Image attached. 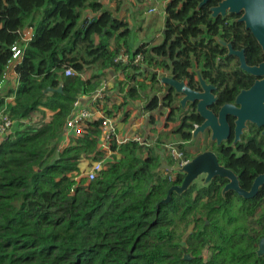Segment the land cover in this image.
I'll return each instance as SVG.
<instances>
[{"label": "trees", "instance_id": "1", "mask_svg": "<svg viewBox=\"0 0 264 264\" xmlns=\"http://www.w3.org/2000/svg\"><path fill=\"white\" fill-rule=\"evenodd\" d=\"M144 1L134 0L140 7ZM113 2L114 10L103 0H0V83L10 63L17 74L15 88L0 90V112L4 109L13 121L0 140V264H264V255H257L264 236V184L252 198L233 192L222 197L211 184L191 185L162 202L183 177L158 170L159 148L171 130H158L154 121L157 93L165 91L162 107H171L177 96L161 84L160 73L188 79L190 87L198 84L195 69L216 81L215 62L225 51L218 39L244 47L248 64L263 58L259 44L238 15L212 16L218 0L203 5L201 0H165L162 41L133 47L128 10L120 16L122 1ZM28 31L30 38L24 40ZM14 45L21 48L15 60ZM121 52L126 61L116 60ZM137 55L142 59L134 62ZM223 60L230 59H222L227 68ZM66 68L75 73L65 75ZM112 72L118 75L113 89L120 100L113 99L111 109L106 102L97 108L114 115L113 109L146 101L142 110L151 112L157 138L148 147L133 140L111 142L113 160L88 180L80 164L105 154L99 147L101 119L86 121L78 135L67 136L64 124L74 101L95 93ZM225 75L221 101L232 100L252 83L238 68ZM59 86L61 92L46 90ZM8 96L12 99L6 101ZM171 110L166 126L179 108ZM193 120L199 118L193 115ZM186 121L184 141L193 127ZM248 129L256 132L252 124ZM188 145L177 144L186 159ZM250 159H240L244 188L264 172V162ZM185 254L191 258L184 259Z\"/></svg>", "mask_w": 264, "mask_h": 264}, {"label": "flooded vegetation", "instance_id": "2", "mask_svg": "<svg viewBox=\"0 0 264 264\" xmlns=\"http://www.w3.org/2000/svg\"><path fill=\"white\" fill-rule=\"evenodd\" d=\"M227 14H234V13H230V12L227 11L225 13V15H227ZM225 15L219 14L218 16H225ZM235 15H238L237 19L240 17V14H235ZM214 17H216V16H214ZM244 28H245V25H244ZM246 30H248V29H246ZM218 41H219L220 45H222V47L225 48V51H224V53L222 55L218 54L217 61L215 62V66L217 67L216 70H218V71L213 73L212 78H217V80L215 81V80L212 79V80H208L207 81L201 76L200 69H195L194 70V81L198 82V84L195 85V86H191L190 87L188 85V79L186 81H184V82L191 89H193V90H195V91H197L199 93L203 91L202 87H201V84H200L201 78L207 84L212 86L211 93L214 96V100L210 104L206 105L205 108H206V110H208L210 112L211 117L214 118L216 123L219 125L220 113L223 110V106L225 104H231L234 107L239 108L240 104H238L237 101H236V98H237L238 94L242 90L249 89L252 86V84L255 82V80H257L258 78H261V77H256L255 75H253V74L245 71L243 68H241V66H240V58L238 57V55L230 53V49L228 47V44H230L232 46L231 43L223 42L220 39H218ZM232 48L234 50H243L244 59L246 61V49L244 47L243 48H234L232 46ZM260 48H261V46H260ZM261 52H262V48H261ZM262 55H263V58L259 62H257L256 64H248L247 61H246L247 65H249V66L258 65L260 62H262L264 60L263 52H262ZM222 59H226V60L230 59V61L223 60L226 65H229L227 68L224 67ZM237 68L243 72V75H244V73H247L250 76V78H252V83L249 84V86H247V87L241 88L237 92V94L234 96V98L232 100H230V101H221V93L228 85V81L225 79V76H226L225 74H227V72H229V71L233 72ZM163 76H170V75L164 74V73H160V77H159L160 82H161V78ZM170 77H172V76H170ZM181 81H183V80H181ZM161 84L163 86H166V84H163L162 82H161ZM174 92H175V90H174ZM175 94H177V96H176V99L174 100V102H172V104H171L172 106L171 107L179 108V110H177V112L175 114L174 121L173 120H168V122L169 123L170 122H175V125H176L175 129L177 130L175 132V135L178 136V140H174V142L171 143V145L168 146L169 149H170V153H168L167 155L169 157H171L175 162H177V164H179V168H181V166L184 163L192 160L198 154L210 151V152H212L215 155L217 163L219 164V166H222L225 169H229V170H231L234 173V175L237 177L239 186L242 187L241 184H240V175H239V173H241V171H243L245 168L241 167L240 159H242L244 156L247 155L248 157L252 158V159H250L248 161H253L255 164H261L262 162H264V125L257 126L256 124L246 120L245 121V125L242 128V132L239 134V138L236 139L235 126H236V120H237L238 116L235 115V114H232V113H229V112L225 111L224 112V119H225V121H226V123H227V125L229 127V132H228L227 136L223 137L218 142L217 141V137L214 138L212 136L213 132L211 131L212 129L210 128V125L205 127L203 130H199V131L195 130L198 126H200L207 119L206 117H203L201 115V113L198 111V107H197L198 106V100H195V101L187 100L185 102V104H182L181 103V98L184 95H182L180 93H177V92H175ZM157 95L160 97V100L158 102V105H159L158 113H161V109L162 110L163 109L167 110V112H166V114L164 116V124H165V121L169 118V113L172 110H171V107H162L163 101H161V98L165 97V95H166L165 91L163 92V94H162V92L161 93L158 92ZM193 115H195V117H198L199 120L198 121H194L193 120V122H192L191 121V117ZM148 116H149V114H148ZM188 116H191L189 118L190 121L189 120L186 121V119H185ZM146 119H147V122H148L149 118H146ZM185 121L187 123H190V124L193 125L191 130H189L190 131V138L188 139V141H184V139L182 137L183 132L187 131V129H184V127H183ZM164 124H162V126H164ZM249 124H252V125H254L256 127V132H253V133L248 132ZM146 140H147V143H145L144 145L147 146V147L151 146L153 143H155V141H156V132L149 133L146 136ZM255 140H258L259 144H256V142H255V148H252L251 145L253 144V142ZM183 143H188L189 144L188 146H189V152H190L191 156L188 159L185 158L184 152L182 151L181 148H179L180 145H182ZM177 144L179 145V147H177ZM159 154H160V152H159ZM233 161H236L239 166H237V167L233 166L232 165ZM160 163L161 164H160L158 170H162L161 169V165L162 164L163 165L168 164L170 166V168H167V165L165 166V169L167 171H170V169H172L173 165L169 164L165 159L163 160L162 157H161V162ZM182 173H183L182 171H177L175 176H178V174H181L182 177H184V173L183 174ZM260 173H263V172H260ZM255 177L253 178V180L255 179ZM182 180H183V178H182ZM182 180H181V182H182ZM253 180H252V183H253ZM181 182L177 183V184L180 185ZM229 182H230V178L222 177V176H219V175L212 176L209 180H206V173L205 172H201L196 178H194V180L191 182V184L188 186V188L186 190H188L191 185H194L195 188L199 189L202 186L213 184V185H215L216 189L219 190V192H220L222 197H226L225 196L226 193H230V192L238 194L233 189L224 190L225 186ZM252 183L250 184L249 188L251 187ZM242 188H244V187H242ZM249 188H244V189L248 190ZM258 191H259V189H258ZM258 191H257V193H258ZM194 193H195V191H193V194ZM213 193L215 194V191ZM239 196H241V195H239ZM241 197H243V196H241ZM206 200H207V196H204V197L201 198V201H206Z\"/></svg>", "mask_w": 264, "mask_h": 264}, {"label": "water", "instance_id": "3", "mask_svg": "<svg viewBox=\"0 0 264 264\" xmlns=\"http://www.w3.org/2000/svg\"><path fill=\"white\" fill-rule=\"evenodd\" d=\"M208 0H201L200 5H203ZM212 16H218L219 14L225 15L228 11L234 14H240L238 18L239 21L243 22L245 28L248 29L258 44L262 48L264 54V0H219L217 5L211 7ZM133 33L131 35L130 44L133 47H137V44L132 43ZM230 53L238 55L240 58V66L245 71L255 75L256 77H261L255 80L252 86L247 90H242L236 101L240 104L239 108L234 107L231 104H225L223 110L220 113L219 125L216 123L214 118L211 117L210 112L206 110V105L210 104L214 100V96L211 93L212 86L207 84L202 78L200 84L202 87V92H197L191 89L184 81L177 80L170 76H163L161 82L172 87L175 92L184 95L181 98V103L185 104L187 100L195 101L198 100V111L203 117H206V121L198 126L195 130H203L205 127L210 125L212 136L217 137L219 142L223 137L228 135L229 127L224 119V112L235 114L238 116L235 126L236 139L239 138V134L242 132V128L245 125V121L248 120L257 126L264 125V60L258 65H247L243 50H234L230 44H228ZM47 91H58L61 92V86L57 88L47 87ZM58 157V153H57ZM167 168H170L168 164ZM163 167V164L161 165ZM181 170L184 173L183 180L180 185H171L168 189L167 195L162 202L169 201L172 192L182 193L184 192L191 182L196 178L201 172L206 173V180H209L212 176L219 175L222 177L230 178V182L227 183L224 190L233 189L239 195L244 198L253 197L259 187L264 183V172L260 173L255 177L251 187L246 190L239 186L237 177L234 173L219 166L216 157L212 152H203L198 154L192 160L184 163L181 166ZM257 255H264V236L260 238L258 242ZM184 259H190V254H185Z\"/></svg>", "mask_w": 264, "mask_h": 264}, {"label": "built area", "instance_id": "4", "mask_svg": "<svg viewBox=\"0 0 264 264\" xmlns=\"http://www.w3.org/2000/svg\"><path fill=\"white\" fill-rule=\"evenodd\" d=\"M165 1V0H164ZM157 9L156 6H153L149 9L150 12L155 11ZM30 32L28 31L26 34L22 36L24 40L30 38ZM13 60L17 59L21 55V48L17 45L12 46ZM127 54L121 52L119 57L116 60H127ZM141 56L137 55L134 59V62L140 61ZM65 75L74 74V70L72 68H66L64 71ZM3 81H1L2 83ZM0 83V84H1ZM108 90V81L105 80L102 84L97 88L95 93L91 95V100L97 105L100 103L102 99L106 97V92ZM81 96H79L73 103V109L71 114L66 118L64 128L66 135H78L83 132L85 127V123L88 120H96L101 119V140L99 147L104 151V156L97 160H90L89 163L83 168L82 174L88 178V180H92L97 177L101 171L106 167L107 162L113 160L112 154L116 152L110 150L111 142H116L117 144H121L127 142L129 140H133L138 142L139 144L147 143L146 136L148 133L144 135L138 134L137 132H125L120 133L118 130V126L108 113H106L103 109H98L97 106H85L81 104ZM13 121L9 118V115L5 112L4 109L0 112V139H2L11 129ZM118 156V154H117Z\"/></svg>", "mask_w": 264, "mask_h": 264}, {"label": "rangeland", "instance_id": "5", "mask_svg": "<svg viewBox=\"0 0 264 264\" xmlns=\"http://www.w3.org/2000/svg\"><path fill=\"white\" fill-rule=\"evenodd\" d=\"M113 1L109 2L108 0H103V2H104L103 4H105V6H107V5L113 6V5H115V2H113ZM133 2H134V0H133ZM122 4H123V8H128L130 6V4L133 5L131 0H122ZM164 4H165L164 0H155V1L154 0H147L142 5V7H140L141 5H139L134 10V14L127 12L128 20L130 22L133 20L136 22L135 25L132 26L134 36L138 38V41L136 43L146 40V42H148L150 45H156L162 41V29H163V21H164ZM153 6H156L157 9L155 11L150 12L149 9ZM89 14L92 15L91 13H89ZM135 14L137 15V18L135 17ZM116 95L117 94L113 93V97ZM111 97H109V99ZM117 100H119V99H117ZM145 102L143 100L132 102V106H130V111H129L130 112L129 114H131V110H133V112H135L134 115H137V117H135L134 119L131 120L132 121L131 124L135 125L136 127H134V129H132L130 131L131 132L132 131L137 132L138 134H142V135H144L145 133H148V134L151 133V125L147 124L146 117H144L141 120V117L144 116L143 111H142V105H144ZM121 109H119V111H121ZM125 110H126V106H125V109L123 108V113ZM113 111L116 113V116H117L118 111H116L114 109H113ZM166 112H167L166 109H163V110L161 109V113H158V109H157L155 112V116H158V118H159V123L158 124L156 123V127L158 130H165V131L171 130L168 133V137L163 136L164 144H166V145H163L162 147L159 148V152H160L162 159L163 160L165 159L168 162L170 159V158H167V156H168L167 154L170 153V149L168 146L171 145V143H173V140H178V136L175 135V132L173 131L175 126H176L175 122H170L167 126L164 124V116H165ZM150 113L151 112H147V115ZM129 117L130 116L128 115L126 117V120H124V122H126V123H124L123 126L128 124ZM39 118H40V115H37L36 117H34V120L39 119ZM121 118H122V115H120V117H118L119 122H120ZM130 119H131V117H130ZM162 124H164V126H162ZM156 138H157V134H156ZM90 160L91 159H85L84 161H86V163H88ZM171 163L173 166H172V169H170V171H168V172H170V174L172 176H175L177 171H182V170H181V168H179V164H177V162H175L174 160H171ZM84 166L80 167L81 171L83 170ZM165 166H166V164L163 165V167H161V169L162 170L165 169ZM163 173H165V170L163 171Z\"/></svg>", "mask_w": 264, "mask_h": 264}, {"label": "crops", "instance_id": "6", "mask_svg": "<svg viewBox=\"0 0 264 264\" xmlns=\"http://www.w3.org/2000/svg\"><path fill=\"white\" fill-rule=\"evenodd\" d=\"M122 1V0H121ZM147 0H145L144 2H143V4L146 2ZM131 2L133 3V5L135 6H133V5H131L130 4V6L128 7V8H123V4H122V2H121V10H120V12L118 13L120 16L121 15H123L127 10H128V12L129 13H131V14H134V10L140 5V3L139 2H133V0H131ZM107 7H109L110 9H112V10H114V8H115V5H107ZM135 17L137 18V15L135 14ZM135 21H134V24H133V21H131V26H134L135 25ZM138 41V38L137 37H135L134 36V33H133V42L134 43H136ZM140 42H146V40L145 41H140ZM140 42H138V44L140 43ZM137 44V43H136ZM118 77V75L117 76H115L114 75V73L112 72L111 74H110V79L109 80H107L108 81V90H107V92H106V94H108L109 95V97H111L110 99H111V101H108V99H109V97H107V95H106V97L104 98V99H102L101 101H100V103H98L97 105H98V107L99 108H102L103 106H104V104H105V102L107 103V105H108V109H111L112 107H111V104L114 102L113 101V99H116V102H118L119 100H120V93L118 94V92H117V90L114 88L113 89V85H114V80H115V78H117ZM16 84H17V74H16V72H15V70H14V64L13 63H10V66H9V68H7V73H6V77H5V79L3 80V82L0 84V90H2V92L5 94L6 92H7V90L9 89V88H15L16 87ZM113 93H115V94H117L116 96H114L113 97ZM81 96V104L82 105H85V106H95L96 104L91 100V95H80ZM12 99V97L11 96H8L5 100L6 101H8V100H11ZM117 99H119V100H117ZM96 105V106H97ZM130 106H132V105H127L126 106V109L127 110H129L130 111ZM104 110V109H103ZM143 111V110H142ZM125 112V111H124ZM130 112H128V114H129ZM134 113L135 112H133V110H131V114H129V116L131 117V119H130V117H129V122H128V124L127 125H125V126H123V124L124 123H126V122H124V119H121L120 120V122H119V120H118V117H120V115H122L123 116V108L121 109V111H119L118 110V115L116 116V113L114 114V115H111V114H109L112 118H114V121H115V123L117 124V126H118V130H119V132L120 133H125V132H128V131H130V130H132V129H134V127H136L135 125H133V124H131L132 123V119H134L135 117H137V115H134ZM147 112H145V111H143V114H144V116L143 117H141V120L144 118V117H146V118H149V116L146 114ZM148 116V117H147ZM126 120V119H125ZM155 123H159V118H158V116H155ZM147 124H149L150 125V123H149V121L147 122ZM139 125V124H138ZM67 136H70V134H68ZM89 163V162H88ZM88 163H86V161H83L81 164H80V167L81 166H84L85 164L87 165ZM85 165V166H86ZM84 166V167H85Z\"/></svg>", "mask_w": 264, "mask_h": 264}]
</instances>
